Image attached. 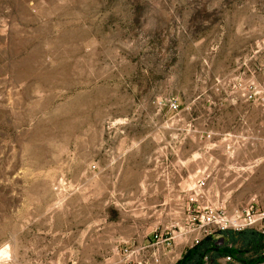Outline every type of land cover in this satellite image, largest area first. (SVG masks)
Segmentation results:
<instances>
[{"label":"rangeland","instance_id":"1","mask_svg":"<svg viewBox=\"0 0 264 264\" xmlns=\"http://www.w3.org/2000/svg\"><path fill=\"white\" fill-rule=\"evenodd\" d=\"M258 40L264 0H0V264H173L264 209Z\"/></svg>","mask_w":264,"mask_h":264},{"label":"trees","instance_id":"2","mask_svg":"<svg viewBox=\"0 0 264 264\" xmlns=\"http://www.w3.org/2000/svg\"><path fill=\"white\" fill-rule=\"evenodd\" d=\"M224 237L223 241L216 239ZM241 237L242 247L237 242ZM247 248V249H246ZM230 257L226 264H260L264 262V235L254 231L219 232L204 238L198 245L185 251L175 264H223V259Z\"/></svg>","mask_w":264,"mask_h":264},{"label":"built area","instance_id":"3","mask_svg":"<svg viewBox=\"0 0 264 264\" xmlns=\"http://www.w3.org/2000/svg\"><path fill=\"white\" fill-rule=\"evenodd\" d=\"M257 91V90H256ZM259 92L249 93L247 96L248 100H257ZM170 108L174 111L178 110L179 105L175 102L170 104ZM205 186V181H199V187ZM192 227L188 231L181 232L183 235L187 233L197 232V236L192 240L190 248L198 245L204 238L210 235H214L216 232L233 231L240 233L243 231H254L256 233L264 235V209L254 211L249 209L235 216H228L225 212L215 209H205L200 217L192 219ZM215 231V232H214ZM214 232V233H213ZM170 240L173 237L164 239L163 235L155 233L153 242L150 245L153 249L159 248L166 249L170 246ZM188 244V243H187ZM231 258L227 257L223 259V264L231 262ZM142 264V263H136ZM264 264V262L260 263Z\"/></svg>","mask_w":264,"mask_h":264},{"label":"crops","instance_id":"4","mask_svg":"<svg viewBox=\"0 0 264 264\" xmlns=\"http://www.w3.org/2000/svg\"><path fill=\"white\" fill-rule=\"evenodd\" d=\"M256 47H257L256 48L257 54L253 57V60H255L253 68H256V74H257L256 89L259 92V99L264 101V42L263 40L262 41L258 40ZM262 112H264V108L262 109ZM262 123H264V119L262 120ZM176 177L179 182H178V187H176L174 191V195L178 196L184 192V189L182 187L183 182L181 181L182 176L180 175L178 170L176 171ZM174 239L175 238L173 237V240ZM184 243H185L184 239L180 237L179 240H177L176 242L174 240L173 244H171V246L173 247L172 249L173 253L176 252V254H178L176 259L173 260L175 261L173 264H175L185 253V250H183Z\"/></svg>","mask_w":264,"mask_h":264}]
</instances>
